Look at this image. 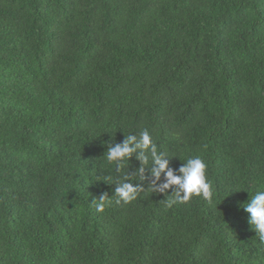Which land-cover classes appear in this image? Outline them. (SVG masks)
Segmentation results:
<instances>
[{"label": "trees", "instance_id": "16d2710c", "mask_svg": "<svg viewBox=\"0 0 264 264\" xmlns=\"http://www.w3.org/2000/svg\"><path fill=\"white\" fill-rule=\"evenodd\" d=\"M144 130L211 199L167 206L150 149L107 161ZM261 190L264 0H0V264H264Z\"/></svg>", "mask_w": 264, "mask_h": 264}, {"label": "clouds", "instance_id": "9594fccd", "mask_svg": "<svg viewBox=\"0 0 264 264\" xmlns=\"http://www.w3.org/2000/svg\"><path fill=\"white\" fill-rule=\"evenodd\" d=\"M137 149H150L153 162L158 165V168L153 169L155 177L159 179L162 172L165 175V182L159 186L154 185L151 190L165 194L168 189H173L172 195L167 199V206L187 203L194 195L211 199L213 193L206 177L207 163L200 156L190 157L186 163H182L178 169L179 174H176L177 170L169 168L168 160L163 158V153H158L157 146L147 130L142 131L139 137L130 134L121 144L109 148L107 161L114 163L130 158ZM142 159L145 164L148 163L146 156ZM141 191H143L141 185L125 179L115 188L117 197L115 203L127 204L135 200ZM105 203V194H103L98 199L97 210L103 211ZM244 210L249 213V224L258 234L259 239L264 242V190L256 192L251 200L245 203Z\"/></svg>", "mask_w": 264, "mask_h": 264}]
</instances>
